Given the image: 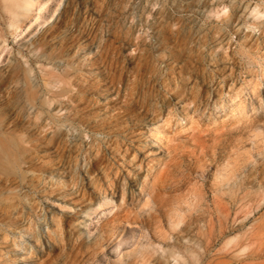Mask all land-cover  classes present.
Here are the masks:
<instances>
[{
	"label": "rangeland",
	"instance_id": "374dc122",
	"mask_svg": "<svg viewBox=\"0 0 264 264\" xmlns=\"http://www.w3.org/2000/svg\"><path fill=\"white\" fill-rule=\"evenodd\" d=\"M26 1L0 0V264H264V0Z\"/></svg>",
	"mask_w": 264,
	"mask_h": 264
},
{
	"label": "bare ground",
	"instance_id": "6f19581e",
	"mask_svg": "<svg viewBox=\"0 0 264 264\" xmlns=\"http://www.w3.org/2000/svg\"><path fill=\"white\" fill-rule=\"evenodd\" d=\"M17 8H18V10H21V11L23 10V11L27 12L30 9V4L29 3L27 4L26 0H19ZM18 14H20L19 11H18L17 15ZM18 17H19V15H18ZM170 220L172 221V217Z\"/></svg>",
	"mask_w": 264,
	"mask_h": 264
}]
</instances>
